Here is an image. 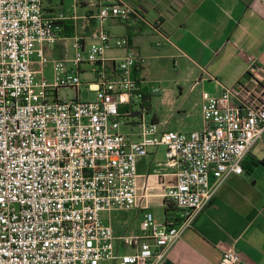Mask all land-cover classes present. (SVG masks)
I'll return each instance as SVG.
<instances>
[{"label":"built area","instance_id":"obj_1","mask_svg":"<svg viewBox=\"0 0 264 264\" xmlns=\"http://www.w3.org/2000/svg\"><path fill=\"white\" fill-rule=\"evenodd\" d=\"M101 1L100 24L134 14L123 0ZM62 20L47 17L42 0H0V264H166L225 180L243 175L252 149L264 147V67L252 63L242 81L205 97L201 130L141 122L132 141L120 132V107L143 100L138 51L98 28L87 49L76 38L71 59L51 61L49 80L45 47L59 41ZM111 49L125 55L105 58ZM84 85L94 100H81ZM60 88L76 97L61 99ZM156 147L174 170L163 197L178 209L176 223L158 224L146 211L139 234L116 237L102 214L134 207L137 161ZM119 245L133 252L119 254ZM240 261L231 248L219 264Z\"/></svg>","mask_w":264,"mask_h":264},{"label":"crops","instance_id":"obj_2","mask_svg":"<svg viewBox=\"0 0 264 264\" xmlns=\"http://www.w3.org/2000/svg\"><path fill=\"white\" fill-rule=\"evenodd\" d=\"M123 1L134 10L125 24L116 20L98 23L95 17L103 4L101 0H42V8L47 17L63 18L59 23V41L45 47L46 55L59 56L51 61L71 59L76 38L80 39L83 49H87L92 42L91 34L98 28L114 38L129 39L136 48L142 60L138 86L142 94H151V99L146 104L142 100L120 107V132L132 141L139 139L141 122L155 124L161 132H182L178 131L180 125L191 114V107L185 102L190 98L189 91L185 94V88L192 86L197 91V95L191 97L192 108L199 115L197 130H201L205 97L218 95L222 87L242 81L252 63L264 67V0ZM66 23L73 26L72 37L64 33ZM67 40L72 41L70 58L65 57ZM61 42L64 44H59ZM124 55L125 49H111L105 53V58L116 60ZM168 61L173 66L178 64L186 73L157 80L148 77L147 68L151 63L160 68ZM176 90L180 98L175 100ZM263 159L264 147L260 141L245 159L246 168L251 167V172L245 169L243 175H232L225 180L192 228L184 232L170 250L166 264H219L222 253L231 248L239 253V264H264ZM165 161L164 147L150 148L145 157L138 159L136 203L128 212L113 211L120 213L114 221L119 231L112 224L110 214L113 212L108 217L103 216L107 213L102 214L116 237L139 234L146 211L154 215L158 224L166 222L168 201L163 192L175 178L174 170L168 168ZM132 252L129 249L127 253Z\"/></svg>","mask_w":264,"mask_h":264},{"label":"rangeland","instance_id":"obj_3","mask_svg":"<svg viewBox=\"0 0 264 264\" xmlns=\"http://www.w3.org/2000/svg\"><path fill=\"white\" fill-rule=\"evenodd\" d=\"M59 44H64V43H59ZM65 44L67 45V55L65 56L66 58H70L72 55H73V50L71 48V44H72V41L71 40H67L65 42ZM110 53V51L108 52ZM55 57H59V56H52L51 54L50 55H46V60H47V65H46V68H45V75L46 77L50 80L51 77H52V63H50V61L55 58ZM64 57V58H65ZM178 69H179V66L178 64L173 66V64L168 61V62H165L164 65L162 67L159 68V66L157 64H155L154 62L150 64V66L147 68V74H148V77L151 78L152 80H157L159 78H162L164 76H175V75H178L179 73L180 74H184L186 73V71H184V69H179V72H178ZM86 81H92L91 77L89 76H84L83 77ZM167 85V84H166ZM159 86V85H158ZM235 86V85H234ZM232 87V86H230ZM195 87L192 86L191 89H187L185 88V94H189V99L188 100H185V102H187L189 108L191 107V111H190V115L188 118L184 119L183 120V123L182 125H180V128L178 129V131H192V130H197L200 126V119H199V115H197V112L194 110V108H192L193 106V100L191 97H195V95H197V91L196 89H194ZM178 90H176V93L174 92V99H179V94H178ZM58 94L60 96L61 99H74L76 97L75 95V91L73 88H60L59 91H58ZM80 98L82 101L84 102H87V101H91V100H94L95 99V94L94 93H91L89 92L88 88L86 85L82 86L80 88ZM183 98L180 99V102H183ZM260 148V145L257 146V150ZM259 153V152H257ZM118 215H120V213H117V212H113L110 214V217L111 219L113 220L112 221V224H114V227H115V230L116 231H119L120 229L115 226V219L118 217ZM104 217H108V214H104L103 215ZM119 254H125L128 252V248L122 246V245H119ZM100 264H113L111 261H102L100 262Z\"/></svg>","mask_w":264,"mask_h":264},{"label":"trees","instance_id":"obj_4","mask_svg":"<svg viewBox=\"0 0 264 264\" xmlns=\"http://www.w3.org/2000/svg\"><path fill=\"white\" fill-rule=\"evenodd\" d=\"M64 33H65L66 37H72L73 36V26H69L68 23H66L64 25ZM128 41H129V44L131 45V41L129 39H128ZM140 69H141V65H139L137 68L134 69L133 75H134V78L136 80H137V77H138V70H140ZM150 95L151 94H149V93L143 92V103L144 104L149 103V101L151 99ZM147 107H149V106L147 105ZM246 164H247V162H246V160H244V162H243L244 170L246 169L247 172H251L252 168L251 167L246 168ZM261 164L264 166V159L261 161ZM178 212H179L178 209L172 203H170L168 201L167 202V207L165 209L166 222L164 224L176 223V217L178 215Z\"/></svg>","mask_w":264,"mask_h":264}]
</instances>
